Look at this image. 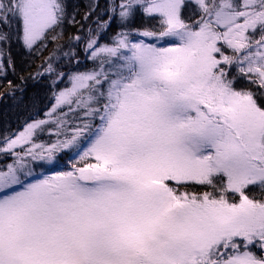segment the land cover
I'll return each instance as SVG.
<instances>
[{"label":"snow or ice","instance_id":"6c2138e0","mask_svg":"<svg viewBox=\"0 0 264 264\" xmlns=\"http://www.w3.org/2000/svg\"><path fill=\"white\" fill-rule=\"evenodd\" d=\"M9 72L0 264H264V0H0Z\"/></svg>","mask_w":264,"mask_h":264},{"label":"trees","instance_id":"16d2710c","mask_svg":"<svg viewBox=\"0 0 264 264\" xmlns=\"http://www.w3.org/2000/svg\"><path fill=\"white\" fill-rule=\"evenodd\" d=\"M75 2L83 5L86 0H75ZM83 12V7L81 8V14ZM66 33L68 35L77 34V29L72 26L66 27ZM114 31H110L107 35L102 37V42L110 43L111 35ZM67 40V37H66ZM11 56L14 61L15 68L18 73L28 76L29 73H34L37 67L43 63L42 59H32L28 57L22 46L15 40L12 42L10 48ZM51 52V47L45 52L48 55ZM80 53L81 63L78 66L81 71L88 70L92 67V61L84 59L83 56V46L81 45L78 49ZM30 65V66H29ZM12 81L14 86L23 87L25 89V98L35 96L37 92L41 97V102L39 105V112L37 113L41 118H43V113L47 107L53 102L50 95V90L48 88V82L45 80L41 85H35L31 80L21 81L17 75H13L11 72L8 73L6 77H0V136L5 133V131L16 132L23 128L26 120L32 118V113H30L25 107H22L15 103L11 97L8 95V84L6 81ZM64 86L63 84L61 87ZM17 95H20L17 91ZM41 139H49L47 136Z\"/></svg>","mask_w":264,"mask_h":264}]
</instances>
